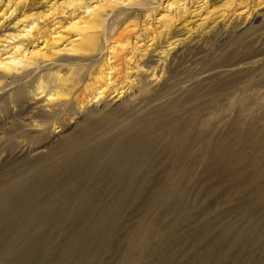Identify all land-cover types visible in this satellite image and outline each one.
Returning <instances> with one entry per match:
<instances>
[{"label": "rangeland", "instance_id": "1", "mask_svg": "<svg viewBox=\"0 0 264 264\" xmlns=\"http://www.w3.org/2000/svg\"><path fill=\"white\" fill-rule=\"evenodd\" d=\"M0 264H264V0H0Z\"/></svg>", "mask_w": 264, "mask_h": 264}, {"label": "bare ground", "instance_id": "2", "mask_svg": "<svg viewBox=\"0 0 264 264\" xmlns=\"http://www.w3.org/2000/svg\"><path fill=\"white\" fill-rule=\"evenodd\" d=\"M87 42V41H86ZM85 47V46H84ZM87 47V46H86ZM82 48V47H81ZM162 54L161 55H164L163 53H164V51L163 52H161ZM166 54H167V52H166ZM156 56V55H155ZM163 56H160L159 57V60L162 58ZM150 60H151V58H150ZM151 62V61H150ZM157 62V61H156ZM149 67H150V65H149ZM153 67V66H152ZM157 71V70H156ZM152 76H153V78L154 79H157L159 76H160V74L159 75H157V73L155 72V70L152 72ZM62 80V79H61ZM227 82V81H226ZM143 83V82H142ZM57 112V110L56 109H46V110H41L40 111V116L42 117V119H43V125H45V123L46 122H48V120L52 117V116H54L55 115V113ZM153 128V127H152ZM156 129V128H155ZM43 130H46V129H43Z\"/></svg>", "mask_w": 264, "mask_h": 264}]
</instances>
